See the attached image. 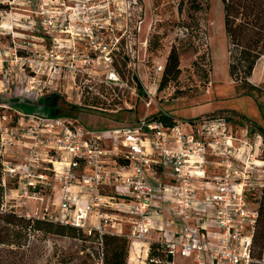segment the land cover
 Returning a JSON list of instances; mask_svg holds the SVG:
<instances>
[{
  "label": "built area",
  "instance_id": "1",
  "mask_svg": "<svg viewBox=\"0 0 264 264\" xmlns=\"http://www.w3.org/2000/svg\"><path fill=\"white\" fill-rule=\"evenodd\" d=\"M23 1L35 17L34 30H43L42 41L57 43L61 35L71 41L87 38L88 49L106 55V62L123 37L113 31H121L122 15H130L137 4ZM108 31L110 43H105L100 34ZM162 71V65L155 68L154 81ZM14 112L0 115V162L1 184L15 183L8 192L17 202L8 208L17 216L54 219L88 234L93 229L125 234L133 242L148 241L155 231L160 236L152 241L161 243L171 261L179 256L199 264L254 263L264 192L259 134L251 138L246 128L231 132L225 115L89 130L68 116ZM118 188L126 190L128 201L120 199L126 194ZM50 196L59 200L54 218L46 204ZM92 216L95 226H89Z\"/></svg>",
  "mask_w": 264,
  "mask_h": 264
},
{
  "label": "rangeland",
  "instance_id": "2",
  "mask_svg": "<svg viewBox=\"0 0 264 264\" xmlns=\"http://www.w3.org/2000/svg\"><path fill=\"white\" fill-rule=\"evenodd\" d=\"M23 2L0 0L3 104L16 99L31 105L29 111L45 115L43 104L55 94L58 103L76 106L65 112L89 130L135 126L160 114L192 120L221 113L228 117L231 132L246 128L251 138L259 134L264 140V56L248 79L257 90L229 77V41L221 0H197V11L192 9L196 5L190 8L185 0H137L131 14L122 15L117 26L121 31H113L123 37L107 62L99 50L88 49L87 38L71 41L61 35L63 41L57 43L42 41L43 30H34L35 17ZM109 34H100L103 42L110 43ZM172 48L178 55L180 73L175 80L167 77L169 81L159 89L164 71L155 81L153 72L159 65L164 67ZM26 88H30L28 93ZM13 109L0 108V115L13 116ZM16 202L6 191L0 211ZM58 202L51 196L46 200L52 218L58 216ZM89 226H93L91 222ZM83 245L91 253L89 262L97 264L99 246L95 243L26 232L0 219V264H74L81 261ZM132 248L136 260L127 263L145 264L144 245L130 241L129 252ZM253 258V264H264V218L257 225ZM168 264L199 263L175 256Z\"/></svg>",
  "mask_w": 264,
  "mask_h": 264
},
{
  "label": "trees",
  "instance_id": "3",
  "mask_svg": "<svg viewBox=\"0 0 264 264\" xmlns=\"http://www.w3.org/2000/svg\"><path fill=\"white\" fill-rule=\"evenodd\" d=\"M183 2V0H181ZM189 7L193 10H199V4L197 0H185ZM223 6V27L225 34L229 41L228 47V73L229 77L235 82H239L241 85H248L251 91H255L258 88L251 85L248 79L250 78L256 62L264 56V0H221ZM165 68V70H164ZM164 76L159 85V89H162L170 79H176L180 73L178 55L176 50L172 48L166 58V63L163 67ZM162 71V72H163ZM139 86V84H138ZM5 102V98L0 97V104ZM10 107H13L19 112H25L28 108L24 105H14L12 100H7ZM46 109L44 116L48 117H63L68 116L65 110L76 108L74 105H64L58 103V98L55 94H51L48 97V104H43ZM221 113H217L220 115ZM43 115V114H40ZM162 120L166 125H172L174 123L173 118L160 114L151 118V120ZM1 162H0V209L2 208V199L5 196L6 191L15 188V183L10 180L6 183V188L1 184ZM118 196V195H117ZM120 197V196H118ZM2 213L0 211V219L5 225L16 226L26 232H40L44 234H52L58 236L69 237L72 239H78L90 241L99 246L97 253V264H128L136 260L135 250L130 249V240L125 235H117L111 233H99L93 229L90 234L83 231L80 228L62 224L60 222H53L50 220L41 219H24L17 216L13 210L6 209ZM264 218V192L261 194L258 207V219ZM257 225L253 237L252 244V257H253V245L257 238ZM82 231L84 234H82ZM82 252L81 261L74 264H92L89 262L91 259V253L86 252V247L80 250ZM146 248H144V253ZM129 255V258H128ZM170 263L166 257L165 251L161 243L151 241L147 244V255L145 264H168Z\"/></svg>",
  "mask_w": 264,
  "mask_h": 264
},
{
  "label": "crops",
  "instance_id": "4",
  "mask_svg": "<svg viewBox=\"0 0 264 264\" xmlns=\"http://www.w3.org/2000/svg\"><path fill=\"white\" fill-rule=\"evenodd\" d=\"M16 99H14L13 100V103H14V105L16 104V106H19V105H24V106H26L27 108L30 106L31 107V105H28V104H19V103H17V100L15 101ZM30 107L28 108V111H25L24 113H27V114H36V113H34L33 111H29L30 110ZM31 108H33V107H31ZM211 112H213V111H211ZM210 113V112H209ZM168 116H170V117H172V118H177V117H175V116H173L172 114H169ZM189 118H193V117H188L187 119H184V118H182L183 120H188ZM119 192H124L126 195H125V197H122V198H120V199H122V200H125V201H128L129 200V197H128V195H127V192H126V190L124 189H120V188H118L117 189ZM89 222H91L92 223V225H93V216L92 217H90V219H89ZM124 225V230L126 231V229H127V225L124 223L123 224ZM93 226H95V225H93ZM165 228L166 229H168V227L167 226H165ZM158 236H160V234L159 233H157V232H155V231H151L150 233H149V237H148V241L147 242H138V243H140V244H143L144 245V247L146 248V251H147V244L150 242V241H152V240H155Z\"/></svg>",
  "mask_w": 264,
  "mask_h": 264
},
{
  "label": "water",
  "instance_id": "5",
  "mask_svg": "<svg viewBox=\"0 0 264 264\" xmlns=\"http://www.w3.org/2000/svg\"><path fill=\"white\" fill-rule=\"evenodd\" d=\"M169 262H171V259L169 258Z\"/></svg>",
  "mask_w": 264,
  "mask_h": 264
}]
</instances>
